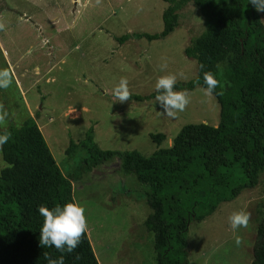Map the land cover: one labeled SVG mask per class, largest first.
<instances>
[{
    "label": "rangeland",
    "instance_id": "374dc122",
    "mask_svg": "<svg viewBox=\"0 0 264 264\" xmlns=\"http://www.w3.org/2000/svg\"><path fill=\"white\" fill-rule=\"evenodd\" d=\"M167 7L162 0H0V68L12 81L0 89V105L8 112L0 131L36 120L61 171L72 178L100 264H156L154 234L145 227L148 188L122 170L119 157L81 174L89 156L80 148L69 155L70 144L78 145L93 128L101 150L148 157L158 149L152 134L166 135L160 147L170 148L184 126L220 123L219 103L200 86L187 91L189 102L174 117L162 114L155 99L121 102L113 95L121 77L129 95L139 96L156 93L157 78L168 73L176 75L175 84L196 78L197 62L185 49L209 24L193 3L166 38L119 40L160 34ZM161 58L167 61L163 71ZM6 167L0 146V173ZM240 209L249 220L237 230V245L228 216ZM263 211L264 171L255 188L191 223L188 264H252Z\"/></svg>",
    "mask_w": 264,
    "mask_h": 264
},
{
    "label": "trees",
    "instance_id": "16d2710c",
    "mask_svg": "<svg viewBox=\"0 0 264 264\" xmlns=\"http://www.w3.org/2000/svg\"><path fill=\"white\" fill-rule=\"evenodd\" d=\"M160 34L126 35L152 42L166 38L179 26V13L193 3L209 27L192 40L185 55L197 62V76L177 83L174 91L205 88L203 74L210 71L218 81L212 95L220 105V123L189 124L182 128L170 148H161L164 134L150 137L158 149L150 156L137 151L101 150L91 128L76 145L89 156L80 173L90 172L115 157L126 174L148 188L146 202L151 214L146 229L154 234L156 264H188L187 235L192 222H202L222 203L253 189L264 171V12L249 0H162ZM149 96L128 95L144 102ZM4 131L11 139L1 146L7 167L0 173V264H48L64 256V264H100L87 230L71 253L39 244L43 216L38 208L75 202L72 178L57 164L36 120ZM4 131H0L3 133ZM257 230L252 264H264V211Z\"/></svg>",
    "mask_w": 264,
    "mask_h": 264
},
{
    "label": "clouds",
    "instance_id": "9594fccd",
    "mask_svg": "<svg viewBox=\"0 0 264 264\" xmlns=\"http://www.w3.org/2000/svg\"><path fill=\"white\" fill-rule=\"evenodd\" d=\"M249 3L258 12H264V0H249ZM167 67V61L161 58L159 68L163 71ZM203 81L206 87L203 89L204 95L209 96L217 87L218 81L214 74L206 71L203 74ZM12 81L7 69L0 68V89L10 87ZM176 75L168 73L159 76L155 82V101L163 109L162 114L174 117L178 111H183L189 102L188 92L174 91ZM113 95L121 102L128 100L127 79L121 77L118 84L113 88ZM7 110L0 105V126L4 125ZM11 139V133L4 131L0 133V146H3ZM39 213L43 216V223L40 229L39 244L41 247H54L61 253H71L80 242L81 234L86 231L87 224L84 216V208L75 202H68L64 205H56L48 208L39 206ZM249 214L243 209L235 210L228 216V223L233 231L235 243L239 245L241 238L237 235V230L247 226ZM48 264H64V256L56 259H48Z\"/></svg>",
    "mask_w": 264,
    "mask_h": 264
}]
</instances>
